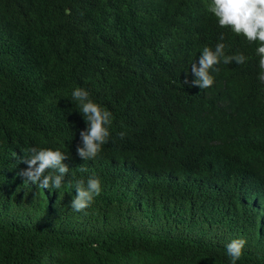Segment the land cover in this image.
<instances>
[{"label": "trees", "instance_id": "1", "mask_svg": "<svg viewBox=\"0 0 264 264\" xmlns=\"http://www.w3.org/2000/svg\"><path fill=\"white\" fill-rule=\"evenodd\" d=\"M208 2L0 0V264H230L237 238V264H264V84ZM221 33L226 55L250 59L185 84ZM77 87L113 114L89 161ZM33 147L69 157L60 189L17 175ZM88 176L102 191L74 211Z\"/></svg>", "mask_w": 264, "mask_h": 264}, {"label": "clouds", "instance_id": "2", "mask_svg": "<svg viewBox=\"0 0 264 264\" xmlns=\"http://www.w3.org/2000/svg\"><path fill=\"white\" fill-rule=\"evenodd\" d=\"M205 8L220 28L229 30L235 37L254 49L255 56L258 57L257 80L264 84V0H209ZM224 39L225 36L221 33L220 42L216 43L214 49L203 47L198 65L197 63L191 65V73L195 79L191 82L185 79V84L207 89L214 84V76L211 72L220 71L217 65L221 63L244 65L250 59L243 53L226 55ZM71 95L77 102L79 112L87 125L86 129L80 132L81 145L77 146L76 154L84 161L93 160L100 155L103 145L108 142L113 114L94 102L90 98L89 91L83 87L75 88ZM124 135L123 132L120 133L121 138ZM28 151L29 155L23 161L27 164V168L22 169L17 175L40 189H60L69 173L70 168L64 163L69 157L58 149L33 147ZM79 171L86 173L88 169L80 165ZM71 186L74 187L76 195L70 207L77 212L89 208L94 198L102 191L101 180L96 176H88L86 179L81 177ZM246 243L245 239L237 238L226 245L230 264H237L243 255Z\"/></svg>", "mask_w": 264, "mask_h": 264}]
</instances>
